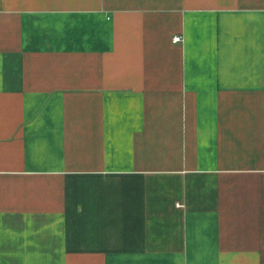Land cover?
Segmentation results:
<instances>
[{
	"label": "crops",
	"instance_id": "crops-1",
	"mask_svg": "<svg viewBox=\"0 0 264 264\" xmlns=\"http://www.w3.org/2000/svg\"><path fill=\"white\" fill-rule=\"evenodd\" d=\"M0 264H264V0H0Z\"/></svg>",
	"mask_w": 264,
	"mask_h": 264
},
{
	"label": "built area",
	"instance_id": "built-area-1",
	"mask_svg": "<svg viewBox=\"0 0 264 264\" xmlns=\"http://www.w3.org/2000/svg\"><path fill=\"white\" fill-rule=\"evenodd\" d=\"M174 41H175L176 43H179V42L182 41V37H175Z\"/></svg>",
	"mask_w": 264,
	"mask_h": 264
}]
</instances>
